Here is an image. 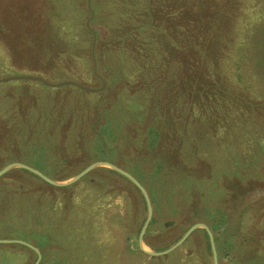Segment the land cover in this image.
<instances>
[{"label":"trees","instance_id":"obj_1","mask_svg":"<svg viewBox=\"0 0 264 264\" xmlns=\"http://www.w3.org/2000/svg\"><path fill=\"white\" fill-rule=\"evenodd\" d=\"M65 1L60 0L46 10L47 13L49 11L48 17L51 21L43 24L45 28L41 25L43 28H40L36 36L37 45L29 48L27 61L34 67L29 71L48 80L61 82L71 79L100 87L101 80L93 71V55L96 70L105 79L106 85L103 90L86 91L71 84L52 88L32 79L42 89L68 91L71 101H58L59 105H52L51 111H64L69 108L71 113H75L78 104L72 100L73 92L95 94L100 98L96 99L92 106L87 105L81 112L86 113L89 110L90 114L88 117L83 116L86 126L84 125L82 129H86L88 133L109 136H113L114 132L116 136L122 133L120 122L118 124L114 122L115 118L121 121L115 112L118 109L119 114L126 112L125 106L141 113L147 111L150 113V109L151 111L153 109L154 114L162 113L164 101L169 97L167 89L172 86L171 81L175 79L172 77L171 80V76L177 72L174 68L177 54L195 43L189 38L182 39L181 31L179 32L175 25L170 29L169 35L165 33V16H160V10L156 6L160 0H101L97 3L93 0L89 3L87 0H72L70 4H66ZM67 5H71V10ZM91 12L92 16L87 23ZM167 17H170V14ZM39 18H43L41 11ZM213 42L209 41V44ZM126 62H129L130 66L125 65ZM112 89L115 90L111 92ZM18 91L22 95L23 92L20 89ZM112 99L116 101L114 104L110 102L111 104L107 106L108 103H104V100ZM122 104L125 105L124 108ZM31 106L34 104L25 103L24 106L18 105L17 110ZM20 113L26 112L21 110ZM114 113L116 114L113 117ZM74 116L72 115V118ZM143 129L145 147L150 151L148 160L149 162L151 160L150 164L153 165L143 167L133 161L131 167H123L146 187L152 202L153 214L143 236L147 245L154 250L166 249L193 222L203 221L213 233L219 264H242L246 259L248 260L244 264L259 262V255L264 256V194L261 196L251 194L256 189H262L264 181L248 183L247 181L251 179H247L249 172L234 173L226 168L225 170L217 167L211 161L214 154L207 152V144L203 153V157L209 162L205 163L207 166L195 165L194 169H189V164L185 165L184 161L180 171L176 166L177 162L171 161L170 164L167 158L169 155L165 157L166 155L163 156L160 152L158 141L161 132L158 128L147 124ZM128 134L131 137L130 129ZM178 138L174 140L175 147L172 148L171 158L176 153L182 155L184 160L190 159V156L195 157V136L185 134L178 135ZM103 155L111 157L106 152ZM9 156L8 153L0 167L11 162ZM201 158L198 157L196 161H200ZM140 169L143 170V174ZM146 169L147 172H144ZM101 170L106 172V175L101 177L100 181L90 179L87 190L69 196L66 192L73 185L63 187L51 185L23 168L2 175L0 181H5L10 174L18 173L15 178L19 182L13 185H8V182L0 184L5 185L0 192V210L7 212V216L0 219V231L14 230L18 235L14 238L39 247L43 252L39 264H46L43 262L47 257L43 251L46 247L47 254L51 256V261L47 264H107L109 260L112 261L111 253H114L116 264H136L135 258L138 255L146 256L137 245L130 246L131 237L137 235L144 221V198L139 189L125 176L111 169ZM208 175L214 179L209 181ZM25 181L31 182L26 184ZM53 189L65 195H50L47 191ZM55 191L52 193H57ZM118 201L124 204L127 201L125 209L122 207L123 219L127 218L128 202L131 201L132 206H135L130 232L126 236L122 235V238L119 234H112L110 228L113 218H117L118 215L109 210L115 204H120ZM141 209L142 213L136 220L138 224H135V215ZM185 213L189 216L184 218L182 230L171 239L166 234L167 227L175 225L180 215ZM246 216L250 221L244 223ZM35 227H41L42 230L39 228L41 233L36 232ZM153 232L158 235L154 237L156 234ZM199 235L203 240L201 249L205 263L207 260L208 264H211L208 235L201 228L192 231L176 250L159 258L168 259L176 254L177 257L182 256L185 260H191L190 264H193L194 256L191 250H188V242ZM151 237H154L155 241H151ZM6 245L10 246L9 250L13 257L9 259L10 264H14L15 259L30 254L34 256L29 264L34 261L35 252L27 246L20 243ZM184 248H187L186 254ZM121 251L130 254L132 261L122 262Z\"/></svg>","mask_w":264,"mask_h":264},{"label":"rangeland","instance_id":"obj_2","mask_svg":"<svg viewBox=\"0 0 264 264\" xmlns=\"http://www.w3.org/2000/svg\"><path fill=\"white\" fill-rule=\"evenodd\" d=\"M58 1L60 0H0V79L17 75L41 77L29 71L33 64L27 61L28 52L29 48L37 45L36 36L40 28H43V24L48 20L51 21L48 17L49 11L47 13L46 10L50 5L55 6ZM89 1L87 0L88 3ZM93 1L97 3L101 0ZM65 2L70 4L72 0ZM67 6L71 10V5ZM156 6L160 10V16H165L166 34L169 35L170 29L175 25L179 28V32L181 31L182 39L189 38L195 43L177 54V61L174 64L177 72L174 76L170 75L171 80L172 77L175 79L171 81L172 86L167 89L169 97H166L168 99L164 101L163 112L157 115L153 113V109L152 111L150 109V113L148 111L141 113V111L127 108L124 103L122 108L125 106L126 112L119 114V109L115 111L121 121L114 119L115 123L120 122L121 134L116 136L114 132L113 136H109L88 133L82 127L85 125L83 116H90L89 110L86 113L81 112L87 105L92 106L96 99L100 98L95 94L73 92L72 100L78 104L75 113H71L69 108L64 111H51L52 105H59L58 101H71L66 89H42L32 79L0 81V164L6 160L4 158L8 153L11 159V162L2 165L0 169L9 163L21 162L57 181L69 179L96 161H108L129 172L123 166L131 167L133 161L143 167L151 163V160L150 162L148 160L150 151H147L145 147V130L143 129L150 124L155 125L161 132L158 141L160 152L163 156L166 155L165 157L169 155L167 158L170 164L171 161L177 162L176 166L180 171L184 161H186L185 165L189 164V169H194L195 165L206 167L205 163L209 162L203 157V153L207 144V152L214 154L211 161L217 167L226 168L234 173L249 172L247 179H251L247 181L248 183L264 181V0H160ZM40 11L43 18H39ZM168 14L170 17H167ZM91 16L86 22H89ZM209 41L214 42L211 45ZM213 60L215 61L212 62ZM125 65L130 66L129 62ZM83 85L99 88L88 84ZM19 89L23 92L22 95L19 94ZM110 102L114 104L116 101L104 100L105 104L108 103L107 106L111 104ZM25 103L26 105L34 104V106L17 110L18 105L24 106ZM48 109L50 110L46 111ZM21 110L26 113H20ZM115 114L112 116L114 117ZM72 115H75L74 118ZM98 129L100 131L99 126ZM129 129L131 137L128 134ZM185 134L195 136L196 156H190V159L184 160L182 155L176 153L171 158L172 148L175 147L174 140L179 139L178 135ZM62 137H64L63 140ZM105 152L111 157L103 155ZM200 156L202 157L200 161H196ZM17 168H12L6 173ZM101 168L110 169L104 166L95 167L69 184L73 186L66 195H76L87 190L90 179L95 182L100 181V178L106 175ZM140 170L143 174V170ZM144 172H147V169ZM16 174L18 173L10 174V177L0 181V184L3 182H8V185L17 184L19 180L15 178ZM84 176L88 177L82 179ZM207 177L209 181L213 178L210 175ZM30 182L25 181L26 184ZM145 182L147 183V180ZM4 186H0V192ZM156 188H158L157 185ZM52 191L55 190L47 192L53 196L65 195L57 191L52 193ZM263 194L264 187L256 189L251 195ZM122 201H118L120 204H115L109 210V212L113 210L118 215L117 218H113L110 228L112 234H119L120 238L130 232L133 207H135L129 201V206L127 205L128 208H126L127 218L123 219L122 207L126 206L127 201L125 204ZM141 213L142 209L135 215V221ZM146 214L145 203L144 220ZM6 216L7 212L0 210V219ZM188 216L187 213L180 215L175 225L168 226L167 236L172 239L182 230L184 218ZM246 221H250L247 216L243 222L246 223ZM197 222L205 223L195 221L192 224ZM36 228L34 230L41 233L42 228L39 227L41 230ZM138 233L131 237V247L137 245L138 248ZM153 234H156L154 237L158 235L154 232ZM14 236H18L14 230L0 231V239H17ZM154 237H151V241H155ZM202 241L199 235L188 242V250H191L194 256L193 264H208L207 260L205 263L201 249ZM9 247L6 243H0V264H10L9 259H13ZM43 251L47 256L43 262L47 264L51 261V256L47 254V247ZM142 253L146 256L138 255L135 258L136 264H190L191 262L189 259H183L182 256L177 257L176 254L168 259H160L161 256ZM184 253H187V248H184ZM33 256L30 254V256L17 258L14 264H29ZM111 256L112 261L109 260V263L116 264L114 253H111ZM42 257L43 252H41V259ZM121 257L122 262L132 261L130 254L124 251H121ZM258 258L260 261H255V264H264L262 259L264 256L260 254ZM35 260L36 253L32 264ZM211 264H213L212 259Z\"/></svg>","mask_w":264,"mask_h":264},{"label":"water","instance_id":"obj_3","mask_svg":"<svg viewBox=\"0 0 264 264\" xmlns=\"http://www.w3.org/2000/svg\"><path fill=\"white\" fill-rule=\"evenodd\" d=\"M92 15V13H91ZM88 23V22H87ZM93 46H94V39H93V43H92V54H93ZM93 58V71L94 74L100 78L101 80V86L99 88H91L88 86H85L81 83L75 82L73 80H64L61 82H50L42 77L39 76H33V75H17V76H8L5 78H1L0 81H9V80H13V79H33V80H38L40 82H42L45 85L48 86H52V87H56V86H60V85H66V84H71V85H75L81 89L84 90H88V91H97V90H103L105 87V79L97 72L96 70V63H95V59L92 55ZM98 166H104V167H109L112 170L117 171L118 173L124 175L125 177H127L141 192L145 203H146V208H147V214L145 217V220L140 228V231L138 233V237H137V243H138V248L150 255V256H162L165 254L170 253L171 251H173L174 249L178 248L179 246L182 245V243L187 239V237L192 233L193 230H195L196 228H203L207 235H208V239H209V244H210V249H211V253H212V263L213 264H218V259H217V252H216V248H215V243H214V238H213V233L211 232V230L209 229V227L202 222H197L192 224L185 232L184 234L175 242L173 243L170 247L161 250V251H155L152 248H150L143 240V235L145 233V230L148 226L149 221L151 220L152 217V205L150 202V198L148 195L147 190L145 189V187L129 172L125 171L124 169L114 165L113 163H110L108 161H96L93 162L91 164H89L87 167H85L82 171H80L78 174L70 177L67 180L64 181H57V180H53L49 177H47L46 175H44L42 172H40L39 170L28 166L24 163L21 162H12L9 163L7 165H5L4 167H2L0 169V176H2L4 173H6L7 171H9L12 168L18 167V168H23L26 169L36 175H38L40 178H42L43 180H45L46 182H48L49 184L55 185V186H66L69 185L75 181H77L79 178H81L83 175H85L86 173H88L89 171H91L92 169H94L95 167ZM0 243H20L23 244L25 246H27L28 248L32 249L35 253H36V260L33 264H38L40 259H41V252L38 249V247L34 246L33 244L26 242L24 240L21 239H0Z\"/></svg>","mask_w":264,"mask_h":264}]
</instances>
